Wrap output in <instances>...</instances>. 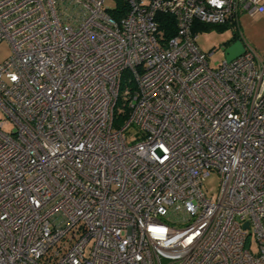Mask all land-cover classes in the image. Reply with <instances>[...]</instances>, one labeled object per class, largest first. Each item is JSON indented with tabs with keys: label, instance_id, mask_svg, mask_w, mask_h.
Instances as JSON below:
<instances>
[{
	"label": "built area",
	"instance_id": "obj_1",
	"mask_svg": "<svg viewBox=\"0 0 264 264\" xmlns=\"http://www.w3.org/2000/svg\"><path fill=\"white\" fill-rule=\"evenodd\" d=\"M113 2L0 0V264H264V53L192 31L264 0Z\"/></svg>",
	"mask_w": 264,
	"mask_h": 264
},
{
	"label": "rangeland",
	"instance_id": "obj_2",
	"mask_svg": "<svg viewBox=\"0 0 264 264\" xmlns=\"http://www.w3.org/2000/svg\"><path fill=\"white\" fill-rule=\"evenodd\" d=\"M106 2L109 5H113L114 3L113 0H106ZM239 39L244 45L254 48L259 53H264V12L251 14L240 10L237 15V21L230 19L223 24H211L210 28L199 30L197 32L196 43L200 50L207 54L211 50L213 51L208 55V63L210 67L216 68L225 60L224 51L227 44ZM10 53L9 44L5 40L1 41L0 62L5 60ZM0 120L4 122L3 130L10 132L14 129L10 121H5V114L1 110ZM138 132L139 128L137 126H129L125 131L127 141L130 143ZM219 184V175L216 172H211L204 178L202 187L208 195L216 194ZM247 247L253 253L257 252V244L253 236L250 237Z\"/></svg>",
	"mask_w": 264,
	"mask_h": 264
},
{
	"label": "trees",
	"instance_id": "obj_3",
	"mask_svg": "<svg viewBox=\"0 0 264 264\" xmlns=\"http://www.w3.org/2000/svg\"><path fill=\"white\" fill-rule=\"evenodd\" d=\"M124 10H125L124 3L122 1H118V6H116L115 8H112L110 10V14L113 17L118 18L124 13ZM156 20L158 21V29L162 33V39L167 40L168 38H170L171 36L175 34L176 25L171 15L166 14V13H158L156 15ZM210 27H211V24L203 23V22L195 20L193 22L192 31L193 33H197L199 30L207 29ZM125 74L128 75V73H125ZM133 85L134 84L131 83V86ZM118 105H119V101L117 102L116 108ZM125 116H126V113L121 114L120 112H117L116 110L114 114V124L118 125L119 123H121L124 120Z\"/></svg>",
	"mask_w": 264,
	"mask_h": 264
},
{
	"label": "water",
	"instance_id": "obj_4",
	"mask_svg": "<svg viewBox=\"0 0 264 264\" xmlns=\"http://www.w3.org/2000/svg\"><path fill=\"white\" fill-rule=\"evenodd\" d=\"M244 51L243 44L240 40H234L230 44H228L225 48V60L230 61L233 58L239 56ZM244 228L248 227V223L243 225Z\"/></svg>",
	"mask_w": 264,
	"mask_h": 264
},
{
	"label": "snow or ice",
	"instance_id": "obj_5",
	"mask_svg": "<svg viewBox=\"0 0 264 264\" xmlns=\"http://www.w3.org/2000/svg\"><path fill=\"white\" fill-rule=\"evenodd\" d=\"M13 79H15V77H13Z\"/></svg>",
	"mask_w": 264,
	"mask_h": 264
},
{
	"label": "flooded vegetation",
	"instance_id": "obj_6",
	"mask_svg": "<svg viewBox=\"0 0 264 264\" xmlns=\"http://www.w3.org/2000/svg\"><path fill=\"white\" fill-rule=\"evenodd\" d=\"M230 44V43H229ZM228 45V44H227Z\"/></svg>",
	"mask_w": 264,
	"mask_h": 264
}]
</instances>
